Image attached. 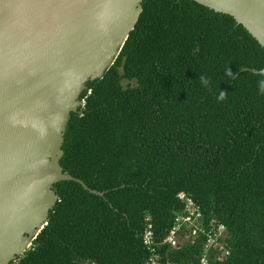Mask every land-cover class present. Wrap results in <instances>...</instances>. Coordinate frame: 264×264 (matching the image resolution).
Wrapping results in <instances>:
<instances>
[{
	"label": "trees",
	"instance_id": "1",
	"mask_svg": "<svg viewBox=\"0 0 264 264\" xmlns=\"http://www.w3.org/2000/svg\"><path fill=\"white\" fill-rule=\"evenodd\" d=\"M257 41L233 16L195 0H144L65 132L64 171L105 195L55 183L47 224L11 264H146L149 223L164 261L198 264L205 237L180 249L163 243L185 207L181 191L206 225L227 227L230 254L210 264H264V95L259 74L242 71L264 67Z\"/></svg>",
	"mask_w": 264,
	"mask_h": 264
},
{
	"label": "water",
	"instance_id": "2",
	"mask_svg": "<svg viewBox=\"0 0 264 264\" xmlns=\"http://www.w3.org/2000/svg\"><path fill=\"white\" fill-rule=\"evenodd\" d=\"M143 1L0 0V264L16 261L47 224L58 181L105 195L64 171L65 132L87 82L120 54ZM195 1L264 40V0Z\"/></svg>",
	"mask_w": 264,
	"mask_h": 264
},
{
	"label": "built area",
	"instance_id": "3",
	"mask_svg": "<svg viewBox=\"0 0 264 264\" xmlns=\"http://www.w3.org/2000/svg\"><path fill=\"white\" fill-rule=\"evenodd\" d=\"M178 197L185 203V207L182 211L175 212L174 223L163 243L169 245V248L180 249L198 237H205L206 241L198 264H210L212 257L214 260H224L230 254V249L226 244L228 230L225 224L213 221L206 225L203 221L200 206L193 197L185 191L179 192ZM143 240L151 250V255L146 264H183L173 260L164 261L163 256L156 247L151 223L147 225L143 232ZM79 264L97 263L84 260Z\"/></svg>",
	"mask_w": 264,
	"mask_h": 264
},
{
	"label": "clouds",
	"instance_id": "4",
	"mask_svg": "<svg viewBox=\"0 0 264 264\" xmlns=\"http://www.w3.org/2000/svg\"><path fill=\"white\" fill-rule=\"evenodd\" d=\"M261 46H264V40H258L257 41ZM259 76L261 77L260 79H258L257 81V89H258V93L260 95H264V67H260L259 68V72H258ZM232 72L230 69L227 70V76L230 78L232 76ZM199 81L200 83L204 86V87H209L211 81L210 78H208L205 75H200L199 76ZM227 98V93L225 91H220L218 96H217V100L223 102L225 99Z\"/></svg>",
	"mask_w": 264,
	"mask_h": 264
}]
</instances>
